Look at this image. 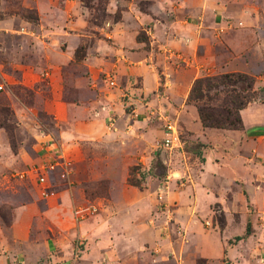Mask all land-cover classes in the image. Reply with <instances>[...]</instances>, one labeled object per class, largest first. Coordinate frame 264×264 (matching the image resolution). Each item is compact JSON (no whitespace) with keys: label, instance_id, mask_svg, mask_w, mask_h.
Wrapping results in <instances>:
<instances>
[{"label":"rangeland","instance_id":"374dc122","mask_svg":"<svg viewBox=\"0 0 264 264\" xmlns=\"http://www.w3.org/2000/svg\"><path fill=\"white\" fill-rule=\"evenodd\" d=\"M226 72L254 100L240 129L203 127L190 86ZM97 216L95 248L50 244ZM64 248L70 264H264V0H0V264Z\"/></svg>","mask_w":264,"mask_h":264},{"label":"trees","instance_id":"16d2710c","mask_svg":"<svg viewBox=\"0 0 264 264\" xmlns=\"http://www.w3.org/2000/svg\"><path fill=\"white\" fill-rule=\"evenodd\" d=\"M253 82L251 76L240 72L198 77L190 86L187 100L193 102L201 126L240 129L239 110L254 100Z\"/></svg>","mask_w":264,"mask_h":264},{"label":"crops","instance_id":"0c3cea01","mask_svg":"<svg viewBox=\"0 0 264 264\" xmlns=\"http://www.w3.org/2000/svg\"><path fill=\"white\" fill-rule=\"evenodd\" d=\"M143 82V89L145 91V88L147 89V77L143 75L142 77ZM172 84H174V80L171 81ZM167 86H164L163 90H166ZM178 94H172V97H177ZM259 127V126H254ZM62 135L63 137H66V132H62V134H59V136ZM245 193V190H243ZM103 217L97 216L92 217L91 222L89 219L85 218L77 223V228L74 231H67L65 229H62L61 227L58 228L55 232H53V237H50V244L53 245L55 248L59 247V245H62L60 242H62V239L68 238L71 235H82L85 237V249H92L95 248V246L98 244L99 239L96 240L94 238L95 235H93V228L100 225L102 222H105ZM104 247H106V243L102 244ZM61 250V249H60ZM65 251H60V253L57 256H52L51 260L59 259L60 264H70L67 258L69 259L71 250L69 248H64ZM87 250H83V253H87ZM106 252V251H105ZM56 257V258H55Z\"/></svg>","mask_w":264,"mask_h":264},{"label":"built area","instance_id":"2783aa9c","mask_svg":"<svg viewBox=\"0 0 264 264\" xmlns=\"http://www.w3.org/2000/svg\"><path fill=\"white\" fill-rule=\"evenodd\" d=\"M159 143L160 146L163 148H172L179 144V137L175 124L165 120L162 136ZM39 180L42 181L43 177H39ZM95 210L96 207L93 204L78 206L73 210L74 220L75 221L80 220L84 218L86 215L92 214ZM16 264H20V263H16Z\"/></svg>","mask_w":264,"mask_h":264}]
</instances>
